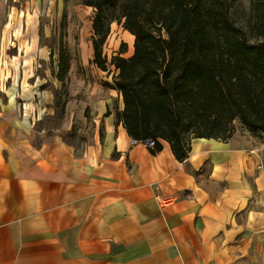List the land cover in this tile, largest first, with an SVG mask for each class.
Listing matches in <instances>:
<instances>
[{
    "label": "crops",
    "instance_id": "obj_1",
    "mask_svg": "<svg viewBox=\"0 0 264 264\" xmlns=\"http://www.w3.org/2000/svg\"><path fill=\"white\" fill-rule=\"evenodd\" d=\"M74 18V54L60 49L55 72L63 52L61 123L35 126L36 85L0 99V264H264V132L193 138L181 161L165 140L152 152L118 117L117 70L94 62L92 22Z\"/></svg>",
    "mask_w": 264,
    "mask_h": 264
},
{
    "label": "trees",
    "instance_id": "obj_2",
    "mask_svg": "<svg viewBox=\"0 0 264 264\" xmlns=\"http://www.w3.org/2000/svg\"><path fill=\"white\" fill-rule=\"evenodd\" d=\"M81 1L95 11L98 67L105 69L101 44L111 22L134 37L130 57L110 59L123 101L118 117L131 138L154 140L152 152L165 140L181 161L191 139L227 141L235 121L264 132V0L252 2L248 31L234 23L225 0ZM66 61L62 52L60 80Z\"/></svg>",
    "mask_w": 264,
    "mask_h": 264
},
{
    "label": "rangeland",
    "instance_id": "obj_3",
    "mask_svg": "<svg viewBox=\"0 0 264 264\" xmlns=\"http://www.w3.org/2000/svg\"><path fill=\"white\" fill-rule=\"evenodd\" d=\"M253 1H224L228 14L234 23L246 31L251 28L249 23ZM77 13H83L82 23H85V27L88 28L89 22L93 21L90 18L94 17L95 11L91 6L84 5L81 0H0V99L4 97L7 90H10L8 86L14 87L18 93L25 91L27 96L29 90L33 93L34 89L31 87L36 85L37 90L34 91L35 105H32V100L29 101L30 104L28 105L31 109L36 110V103H38L36 101L39 100L38 105L44 111L40 112L39 110V118L35 122V126L41 128L57 126L62 121L61 114L64 105L61 95L65 93L66 86L55 78V72L60 49L65 50L66 56L70 55L69 49L74 54L72 47H74L73 43L76 40L71 43L67 31L70 23L77 22L74 18ZM111 23L118 25L115 31L123 33L124 38L121 36L119 41L118 35L114 38L113 34L108 41L109 26V33L101 44V57L104 56L108 60L117 55L124 58L130 57L133 52L134 37L133 40H128L125 36L126 30L121 24L116 21ZM120 26L125 32L119 28ZM24 35L26 36L23 40ZM22 40L24 45H28V47H24L26 49L25 58L28 59L26 63L23 62L24 52L20 47ZM122 43L125 46L124 51L120 53ZM104 48L105 51L103 52ZM50 94H53L56 102L55 111L49 115ZM234 123L236 131L261 137L259 133H251L238 121Z\"/></svg>",
    "mask_w": 264,
    "mask_h": 264
},
{
    "label": "built area",
    "instance_id": "obj_4",
    "mask_svg": "<svg viewBox=\"0 0 264 264\" xmlns=\"http://www.w3.org/2000/svg\"><path fill=\"white\" fill-rule=\"evenodd\" d=\"M140 142H142L147 148H150V149H153L155 145V141L152 139H145Z\"/></svg>",
    "mask_w": 264,
    "mask_h": 264
}]
</instances>
